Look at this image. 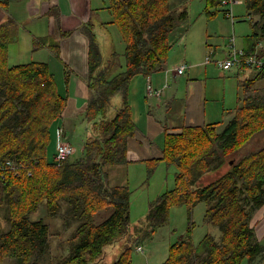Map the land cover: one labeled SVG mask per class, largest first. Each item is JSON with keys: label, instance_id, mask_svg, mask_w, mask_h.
<instances>
[{"label": "trees", "instance_id": "trees-1", "mask_svg": "<svg viewBox=\"0 0 264 264\" xmlns=\"http://www.w3.org/2000/svg\"><path fill=\"white\" fill-rule=\"evenodd\" d=\"M243 1L248 15L258 18L245 39L244 49L252 54L264 44V0ZM220 7L221 0H205L204 12L212 18L222 12ZM108 10L113 17L109 24L119 28L125 43V69L117 52L105 61L94 25L87 23L90 97L84 121L91 136L83 156L60 167L49 159L50 145L52 128L67 99L58 92L48 63L9 66V48L19 42V26L13 20L0 25V164L10 160L15 166V172L0 170V213L5 207L9 225L3 232L0 223V264L8 258L36 264L35 257L44 254L52 237L51 224L32 219L43 205L52 220L61 217L66 227L76 226L68 254L55 264H101L106 249L127 232L131 191L127 185L111 186L108 169L129 164L128 141L138 131L131 85L138 76L148 79L163 70L176 36L187 31L189 15L184 5L173 7L171 0H111ZM35 41L34 50L44 47ZM51 48L59 57V43ZM259 51L263 53L264 46ZM115 98L120 108L111 117ZM220 125L167 132L163 157L147 162L151 175L160 161L177 173L174 189L151 203L137 230V244L168 223L174 206H186L191 216L195 206L205 203V222L218 229L216 236L205 235L199 245L189 230L170 246L162 264H264V244L251 225L264 207V147L233 164L216 181L198 185L264 131V99L249 100L238 108L222 132ZM131 251V246L126 247L113 264H131Z\"/></svg>", "mask_w": 264, "mask_h": 264}, {"label": "rangeland", "instance_id": "rangeland-1", "mask_svg": "<svg viewBox=\"0 0 264 264\" xmlns=\"http://www.w3.org/2000/svg\"><path fill=\"white\" fill-rule=\"evenodd\" d=\"M181 1L180 4L182 6L185 5L184 7H186L189 15L188 21L185 23V25H187V31H185V35L182 38L176 36V41L174 42V46L168 59V62L171 58L175 59L178 63L177 65L182 63L188 65L191 64V61L185 58L183 53L184 50L182 49V47L185 48L187 41H189L188 52L190 56L196 58L199 63H202L203 65L206 64V57L209 53L213 54L212 56L214 60H220L223 58L222 54L223 51L226 50L229 40L234 36L237 45L242 47L245 39L252 35L253 24L258 20L256 16L250 17L248 15L249 12L244 3L242 5H232L229 8L220 7L219 10L222 12H219L215 17L209 18L204 12L205 0ZM226 10H232L233 16L235 17L234 22L226 18L224 14ZM26 15H24V17H26ZM92 18L94 19V23L98 21L95 19L96 16H93ZM52 26L53 24L50 23L49 19L47 17H42L40 14L37 17L35 16L33 20L24 22L22 29L25 31L26 36L20 40V43L10 46L9 66L28 64L31 62L48 63L50 60L48 55L49 51L47 50H50L53 44L59 43L57 42L58 38L53 32ZM32 29L33 33L31 34L29 31ZM35 40L42 43L44 47L37 51L34 50L33 46L35 45ZM103 41L104 45L102 49L106 53L117 52L121 55L120 61L122 69L124 70L125 60L123 53L125 50V43L121 37L119 28L115 25H110V28L103 34ZM206 48H208L207 53ZM109 58L110 54L109 56L104 55L105 61ZM208 66L212 72V74H210V81L214 84H218L222 90H226V108L235 109L236 107H239L238 96L240 94L241 96L245 95L243 86L238 84L240 78L237 79L232 73L222 71L215 63H210ZM168 70L174 71L172 68ZM143 80H145L144 77L138 76L133 80L131 85V102L134 104L135 109L137 105V91L139 90L138 82L143 83ZM55 82L57 85V76ZM212 103L213 102H210L209 104ZM242 105L243 104H241V106ZM118 108H120V100L115 98L109 116L113 117ZM233 113L226 110L223 117H220L219 120L214 122H221L219 132L224 130V127L232 119L234 115ZM86 130L84 131L81 127L80 130L77 129L74 132L73 136L69 134L71 143L77 150L76 155L69 160H74L83 156V147L91 136V132ZM57 131L58 128L56 126L55 129L53 128V145L56 152L58 149V139L56 137ZM157 144L162 145L163 139L160 138L158 141L156 140L152 143L153 146H156ZM263 147L264 131H261L241 150L229 156L221 169L215 170L206 175L198 185L205 186L216 181L226 174L233 164L239 162L246 155L257 152ZM50 152H52V156H50L49 159L53 162L54 151L52 147L50 148ZM126 166H124L123 169L121 167L118 168L117 166H113L112 168H109V171L116 172V175H113L114 181L123 183V181L128 179L127 186L131 191L129 226L127 232L119 236L115 243L106 249V255L100 261L101 264H113L128 246L132 247L131 264H162L168 257L170 246L185 238L189 230H191V236L195 245H199L207 234H213L214 236L217 235L218 229L205 222L206 204L199 203L194 207L191 216L186 206L172 207L170 209L168 223L158 229L150 239H146L142 244H137L136 240L140 235L138 231L136 232V226L138 230L143 224L149 212L151 203L163 193L174 189L177 169L175 167H168L164 161H160L158 165L155 166L156 169L151 175L149 172L150 166L147 162L137 161L129 163ZM9 172L15 171L11 170ZM65 208L66 206H64L63 210H65ZM6 217V208L3 207L0 213V223L3 227V232L8 231L9 229ZM32 219H41L44 222L51 224L52 233L49 247L41 257L40 255L35 257L36 264H55L68 254V240L76 229V226L66 227L62 223L61 217L52 220L48 217L44 205L41 207L40 211L32 217ZM251 225L255 228L257 236L262 244H264V207L254 215ZM140 246L143 247L144 253L138 252L137 249ZM2 264H20V262L8 258L4 259Z\"/></svg>", "mask_w": 264, "mask_h": 264}, {"label": "crops", "instance_id": "crops-1", "mask_svg": "<svg viewBox=\"0 0 264 264\" xmlns=\"http://www.w3.org/2000/svg\"><path fill=\"white\" fill-rule=\"evenodd\" d=\"M110 1L0 0V25L9 20L15 21L19 26L20 37L18 43L26 36L25 31L22 29L23 23L33 20L35 16L37 17L40 14L42 17H47L50 23L53 24V32L58 38L57 42H59L60 47L59 57L55 52V48H50V50H47L49 51L50 60L48 64L55 79L57 76L58 92L67 99V106L62 117L54 124L53 128L55 129L56 126L58 130L62 128L67 138H70L69 134L73 136L74 132L77 129L80 130L81 127L84 131L87 129V124L84 121V113L88 107L90 97L88 88L90 40L85 30L87 23H93L97 42L103 55L109 56L110 54L111 56L113 53H106L102 49L104 45L103 34L110 28L109 23L113 18L108 10ZM181 2V0H171L173 7L182 6ZM93 16H96L95 19L98 20L96 23L93 21ZM185 26L187 28V25ZM29 32L32 34L33 29ZM62 33H70L71 35L64 38L61 37ZM245 43L246 41L242 47L245 46ZM188 47L189 41L186 42L185 48L182 47L185 58L191 61L190 68L184 76L176 74V68L181 64L177 65V61L171 58L169 62L167 61L163 70L155 72L149 77L154 89L163 90L164 93L161 97L149 94L147 89L148 79L145 78L143 83L138 82L136 109L131 102L138 131L128 141L127 158L129 163L161 159L164 143L156 146H153L152 143L160 138L164 142L167 132L178 131L186 126L213 124L220 117H223L226 110L234 112V117L236 110L245 106L249 100L264 99V71L260 73L252 69L244 71L234 69L229 72L237 79L240 78L238 84L243 86L245 95L241 96L240 94L238 96L239 107L227 109L226 90H222L218 84L210 81L212 72L208 64L203 65L196 58L190 56ZM207 50L208 48H206V53ZM227 51V48L223 51V58L227 56ZM171 68L174 71L168 70ZM210 102L214 104H209ZM241 104L243 105L241 106ZM53 128L50 146L54 151V162L56 149L54 150L53 145ZM56 137L58 139V131ZM50 156H52V152H50ZM124 166L126 165L117 167L123 169ZM109 175L111 186L128 184V179L123 183L114 181L115 171H109ZM62 223L64 225L63 219ZM135 229L137 231V226Z\"/></svg>", "mask_w": 264, "mask_h": 264}, {"label": "built area", "instance_id": "built-area-1", "mask_svg": "<svg viewBox=\"0 0 264 264\" xmlns=\"http://www.w3.org/2000/svg\"><path fill=\"white\" fill-rule=\"evenodd\" d=\"M243 0H221V7L229 8L232 5L243 4ZM226 18L234 22V16L232 10H226L224 12ZM264 44H260V47ZM259 47V48H260ZM259 48L255 53L249 54L244 49V47H239L236 42V38L233 36L227 46V56L221 58L220 60H214L213 54L209 53L206 57V64L215 63L219 69L224 72H229L231 70L237 69L239 71H244L246 69H252L258 72L264 71V52L261 53ZM190 66L186 63H182L178 68H176V74L178 76H184ZM167 87V86H166ZM148 92L151 96L161 97L163 95V90H156L152 87L150 78H148ZM76 148L72 145L70 138H67L64 130L61 128L58 130V149L54 156V162L57 166H62L66 161L73 158L76 155ZM14 163L7 160L0 164L1 171L14 170ZM138 252L144 253L143 247H138Z\"/></svg>", "mask_w": 264, "mask_h": 264}, {"label": "bare ground", "instance_id": "bare-ground-1", "mask_svg": "<svg viewBox=\"0 0 264 264\" xmlns=\"http://www.w3.org/2000/svg\"><path fill=\"white\" fill-rule=\"evenodd\" d=\"M142 13V12H141ZM132 18V17H131ZM130 19V18H129ZM123 22V21H122ZM66 31V30H65ZM243 78V77H242ZM259 78V77H258ZM249 82V81H248ZM251 82V81H250ZM251 84V83H250ZM249 89V88H248ZM249 91V90H248ZM253 95V94H252ZM259 96H261V95H259ZM245 99V98H244ZM259 102V101H258ZM244 107V106H243ZM243 107H241V108H243ZM254 110V109H253ZM250 111V110H249Z\"/></svg>", "mask_w": 264, "mask_h": 264}]
</instances>
